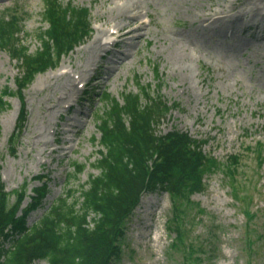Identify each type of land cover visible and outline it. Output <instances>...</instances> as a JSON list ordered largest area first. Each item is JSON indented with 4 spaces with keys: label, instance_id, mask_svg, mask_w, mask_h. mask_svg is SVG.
I'll return each instance as SVG.
<instances>
[{
    "label": "rangeland",
    "instance_id": "374dc122",
    "mask_svg": "<svg viewBox=\"0 0 264 264\" xmlns=\"http://www.w3.org/2000/svg\"><path fill=\"white\" fill-rule=\"evenodd\" d=\"M59 1L87 8L92 33L56 68L37 75L23 90L27 121L14 154L8 138L22 107L15 80L19 69L0 50V90L14 93L4 98L8 106L0 112L2 182L7 191L27 182L30 194L40 185L36 177L48 178L44 206L30 214L28 225L68 189L78 191L90 175L98 174L93 164L99 147L92 139L100 137L96 117L106 109L101 97L108 93L121 102L123 93L138 91L134 77L139 76L142 85H151L152 96L159 94L168 105H179L160 120L157 131L177 129L207 140L203 150L222 166L204 174V189L190 197L192 204H177L181 211L173 209L164 190L145 194L128 222L120 259L113 264H264V162L259 166L257 153L250 149L256 142L264 143V11L254 13L249 5L264 0H140V20L145 24L136 32L140 38L108 45L109 52L98 59L101 65L89 73L90 80L79 79L72 67L82 63L98 29H111L103 19L112 20L115 5H129L131 0ZM44 6L45 0H0V17L22 15L20 37L29 53L39 47L38 36L47 28ZM211 15L219 16V21L206 20ZM219 24L224 26L222 33ZM114 40L108 36L104 41ZM63 72L76 80L77 92L57 106ZM233 155L238 161L230 185L223 169ZM73 163H86L76 179ZM145 196L151 199L147 214L138 212L140 206L146 209ZM175 219L182 233L177 232ZM146 225L154 235H162L153 241L149 233L147 241L153 245L149 259L141 256L147 245L139 235Z\"/></svg>",
    "mask_w": 264,
    "mask_h": 264
},
{
    "label": "trees",
    "instance_id": "16d2710c",
    "mask_svg": "<svg viewBox=\"0 0 264 264\" xmlns=\"http://www.w3.org/2000/svg\"><path fill=\"white\" fill-rule=\"evenodd\" d=\"M42 19L48 27L39 34L40 46L29 53L20 37L22 15L14 12L0 17V50L18 63L19 97L36 75L55 68L61 57L91 32L88 9L63 5L59 0H45ZM154 73L157 78V66ZM139 80L135 76L138 92L123 93L122 102L108 93L102 97L106 109L96 117L100 138L93 164L98 174L90 175L78 191L68 189L33 225H27V218L43 205L48 193L47 176L35 178L40 185L31 188V195L27 182L6 191L0 176V264H113L120 258L128 221L144 194L164 190L172 198L173 209L181 211L180 206L192 204L190 197L204 189V174L221 168L220 161L203 151L206 140L177 129L158 133L160 120L178 105H168L159 94L152 96L151 85H142ZM13 94L9 89L0 90V112L8 106L4 97ZM26 121L22 102L8 139L11 154L15 153ZM92 140L96 142L95 137ZM250 149L257 153L261 166L264 143L256 142ZM227 161L229 165L223 172L232 185L238 157L230 156ZM85 167L86 163H73V179ZM175 223L177 232L182 233L181 223L176 219ZM178 238L181 241V234Z\"/></svg>",
    "mask_w": 264,
    "mask_h": 264
},
{
    "label": "bare ground",
    "instance_id": "6f19581e",
    "mask_svg": "<svg viewBox=\"0 0 264 264\" xmlns=\"http://www.w3.org/2000/svg\"><path fill=\"white\" fill-rule=\"evenodd\" d=\"M139 1L140 0H131L127 2L129 5H115L113 11H116L117 14L112 17V20L103 19L104 25H110L111 29H98L94 38L87 44L84 50L82 63L72 67V71L78 73L79 79L83 80L87 78V80H90L92 78V76H89V73L93 71V67L97 68L101 65L98 59L104 57L109 52V49L107 48L108 45L117 47L120 44H124L126 40L140 38V36L136 35V32L143 29L145 27V24L140 20L141 11L139 10ZM249 5L250 10L254 13L264 11V3L249 2ZM224 18L225 20L231 19V17L228 16ZM219 19V16L217 17L216 15H211L206 20H214V22L217 23ZM262 19H264V14L262 16ZM122 20H125V22L123 23ZM113 23L114 25H111ZM218 29L222 33L224 30V26L222 24H219ZM108 36L114 37L115 40L111 41L110 43L105 42L104 40ZM253 46L259 47L258 45ZM63 75L65 80L62 84V93L60 95L57 106H59V104H61L63 101L69 100L77 92L76 80L70 75L69 72H63ZM150 202V197L145 196L142 200V204L146 205V209L144 211L143 207L140 206L138 212H145V214L149 213V207L147 206ZM149 230L151 231L152 229H150V226L146 225L141 229V234L139 233V235H141V239L145 240V243L147 245V248L144 250V252L141 253V256H143L145 259H149L151 253L153 252V245L149 244V242L147 241L149 233L151 234L152 232H150Z\"/></svg>",
    "mask_w": 264,
    "mask_h": 264
}]
</instances>
